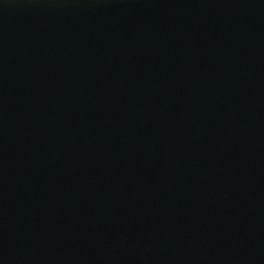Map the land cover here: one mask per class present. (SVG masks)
<instances>
[{"label":"water","instance_id":"1","mask_svg":"<svg viewBox=\"0 0 264 264\" xmlns=\"http://www.w3.org/2000/svg\"><path fill=\"white\" fill-rule=\"evenodd\" d=\"M0 264H264V0H0Z\"/></svg>","mask_w":264,"mask_h":264}]
</instances>
